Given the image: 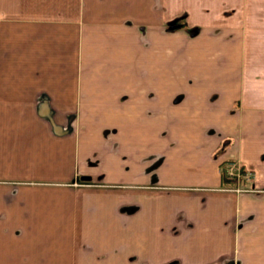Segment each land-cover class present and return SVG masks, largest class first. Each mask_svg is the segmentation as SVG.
<instances>
[{
  "label": "crops",
  "instance_id": "1",
  "mask_svg": "<svg viewBox=\"0 0 264 264\" xmlns=\"http://www.w3.org/2000/svg\"><path fill=\"white\" fill-rule=\"evenodd\" d=\"M130 12L0 0V264H264V88L215 52L139 91ZM226 163L244 190L223 189Z\"/></svg>",
  "mask_w": 264,
  "mask_h": 264
},
{
  "label": "rangeland",
  "instance_id": "2",
  "mask_svg": "<svg viewBox=\"0 0 264 264\" xmlns=\"http://www.w3.org/2000/svg\"><path fill=\"white\" fill-rule=\"evenodd\" d=\"M165 4L169 5L170 12L167 11V15L162 17L161 0H131V12L127 15L129 17L123 16L120 19L122 25L137 26L139 29L136 52L133 47L131 50L125 49L124 45L121 49L124 70L130 68L125 64L131 53L137 55L139 91L149 88L150 74L198 73V67L193 66V62L189 63L191 60H185V64L184 57H192V61L200 57L207 60L212 59L215 52L217 58L225 57L228 60L221 61L224 65H218L214 61V70L217 68L220 73L227 70L245 74L243 88H264V0H186L183 6L178 0H167ZM177 5L180 7L177 8ZM149 6L153 17H149L146 11ZM160 25L169 33L170 39H164L158 33L148 34L146 38L145 29ZM162 40L166 42L163 44ZM149 41L153 43L155 52L152 60L151 52L147 49ZM229 43L231 47L228 46ZM200 45H203L202 50ZM208 68L201 67L199 70L203 74ZM142 113L140 111L137 118L133 115V120L139 123L138 127L145 120ZM105 118L106 122L114 120L113 115H106ZM72 120H77V115L68 119ZM221 171L227 177L230 173L237 176L235 182L223 184V189L244 190L241 181L243 174L234 165L221 164ZM85 181L81 182L86 183Z\"/></svg>",
  "mask_w": 264,
  "mask_h": 264
},
{
  "label": "built area",
  "instance_id": "3",
  "mask_svg": "<svg viewBox=\"0 0 264 264\" xmlns=\"http://www.w3.org/2000/svg\"><path fill=\"white\" fill-rule=\"evenodd\" d=\"M237 176H233V175H231V173H230V175L227 177V179H228V181H230V182H235V178H236Z\"/></svg>",
  "mask_w": 264,
  "mask_h": 264
},
{
  "label": "water",
  "instance_id": "4",
  "mask_svg": "<svg viewBox=\"0 0 264 264\" xmlns=\"http://www.w3.org/2000/svg\"><path fill=\"white\" fill-rule=\"evenodd\" d=\"M80 179L81 180H89V176H81Z\"/></svg>",
  "mask_w": 264,
  "mask_h": 264
}]
</instances>
